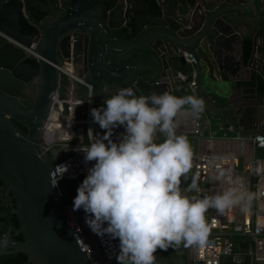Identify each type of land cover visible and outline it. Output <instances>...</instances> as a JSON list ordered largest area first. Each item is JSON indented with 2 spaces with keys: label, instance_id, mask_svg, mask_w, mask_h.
<instances>
[{
  "label": "water",
  "instance_id": "95a60500",
  "mask_svg": "<svg viewBox=\"0 0 264 264\" xmlns=\"http://www.w3.org/2000/svg\"><path fill=\"white\" fill-rule=\"evenodd\" d=\"M21 6L32 18V31L22 30ZM122 7L120 0H0V30L34 43L39 56L0 37V180L17 221L9 225L6 209L0 211V254L22 252L31 264H90L66 212L72 190L86 177L53 181L60 147L44 149L43 127L66 92L57 69L64 61L72 59L82 79L77 120L88 97L92 108L106 107L118 87L131 86L142 96L203 98L201 113L210 120L222 116L225 128L240 138L264 133V93L247 97L234 78L253 71L264 81V14L254 0H125ZM91 123L93 137L103 136L92 116ZM72 132L88 143L85 124L74 123ZM123 134V126L113 129L112 141L119 144ZM179 180L181 193L183 175ZM9 231L22 239L7 236Z\"/></svg>",
  "mask_w": 264,
  "mask_h": 264
},
{
  "label": "clouds",
  "instance_id": "9594fccd",
  "mask_svg": "<svg viewBox=\"0 0 264 264\" xmlns=\"http://www.w3.org/2000/svg\"><path fill=\"white\" fill-rule=\"evenodd\" d=\"M104 104L90 110L104 135L93 137L78 150L85 153L86 163L95 164L77 188L73 211L83 209L86 223L96 234L119 238L118 264H154L158 248L167 250L181 241L202 243L208 232V209L223 212L245 195L230 189L189 199L180 193L179 178L191 168L192 151L187 137L176 134L175 117L186 105L193 113L203 112L204 99L167 92L142 96L130 86L118 87ZM120 126L125 134L117 144L111 137ZM157 131L166 136L162 143L155 142ZM57 169L64 174L68 166Z\"/></svg>",
  "mask_w": 264,
  "mask_h": 264
},
{
  "label": "built area",
  "instance_id": "2783aa9c",
  "mask_svg": "<svg viewBox=\"0 0 264 264\" xmlns=\"http://www.w3.org/2000/svg\"><path fill=\"white\" fill-rule=\"evenodd\" d=\"M19 1L23 2V0ZM258 1L264 9V0ZM120 3H122L124 11L125 0H120ZM20 14L30 21L24 6H21ZM0 37L21 49L26 55L36 59L39 57L34 50V43L25 45L1 30ZM186 57L188 61H192L189 54ZM75 68L76 64L72 59L64 61V65L57 67L59 73L66 79V92L64 98L56 101L55 105L51 107L43 127L46 132L48 120H58L64 124L66 131L65 137L48 140L44 148L47 151L52 147H60V157L54 165V175L50 174L53 181L55 179H76L79 175L86 177L88 169L95 164V161L86 163L84 161L85 153L78 151L91 143L93 125L89 97L85 102L84 117L77 120L74 115L78 85L82 83V79L74 71ZM180 79H185V76H180ZM187 86L190 89L194 88L192 78L188 80ZM189 112L192 111L189 110ZM74 123L85 124L87 144H82L79 136L73 134ZM186 123L192 133L198 132L194 117L192 125L189 124L188 117ZM208 140L204 148L191 158L188 178L191 185H187L188 198L203 199L230 189H235L238 193L245 195L237 203L226 207L223 212L215 208L208 209L205 213L208 232L202 243L187 244V260L189 264H264V171H257V169H264V157L251 155L253 150L264 148V133L243 138L240 142V149L232 146L211 145V142L215 141H234L231 139L209 138ZM244 140H247L248 143ZM239 157L242 160V166L240 170H237ZM61 165L68 166V171L64 174L62 169H57ZM221 173L224 175L221 176ZM193 184L196 185L195 188H191ZM249 195L252 197L250 200L248 199ZM74 198H71L66 212L90 264H118L119 238H113L109 234L98 235L93 232L86 223L84 210L73 211ZM104 227H107V223L104 224ZM154 264L165 263L155 257Z\"/></svg>",
  "mask_w": 264,
  "mask_h": 264
},
{
  "label": "crops",
  "instance_id": "0c3cea01",
  "mask_svg": "<svg viewBox=\"0 0 264 264\" xmlns=\"http://www.w3.org/2000/svg\"><path fill=\"white\" fill-rule=\"evenodd\" d=\"M257 10L259 13L264 14V9L262 6L259 8L257 7ZM235 85L242 89V92L246 94L247 97H251L254 92L261 95L264 93V81L261 77L256 76L253 71L247 72L243 74L241 77H234ZM228 86L231 88V84L229 83ZM253 88H256L254 91ZM182 97V95H180ZM189 106H184V108L181 110L180 114L178 115L176 119V123L178 124V127L176 129L177 135H184L187 137V139H190L195 142L196 144V153H198L201 149L204 148L206 143L209 141V138H221V139H231L234 140L232 142L234 143H240L242 141V137L240 138L239 135H236L229 130L225 128L223 125V118L220 115H215L213 120H210L208 117L207 112L206 113H198L200 118L202 119L201 126L197 124L195 121L196 113L194 114V121L196 122L198 132L196 134L192 133L190 131L189 125L186 123L187 120V113L189 110L187 109ZM262 125L264 126L263 120H261ZM219 133V134H218ZM230 133V134H228ZM165 140V138L161 135L159 131L155 134V142L156 143H162ZM245 141V140H244ZM248 143V141H245ZM260 153H264V148L260 149ZM194 154V155H195ZM192 155V157L194 156ZM264 157V154L262 155ZM188 188H187V177L186 173L183 175V181H182V187H181V195L182 192H185L188 197ZM165 263V262H163ZM166 264V263H165Z\"/></svg>",
  "mask_w": 264,
  "mask_h": 264
},
{
  "label": "rangeland",
  "instance_id": "374dc122",
  "mask_svg": "<svg viewBox=\"0 0 264 264\" xmlns=\"http://www.w3.org/2000/svg\"><path fill=\"white\" fill-rule=\"evenodd\" d=\"M254 2L256 4V7L259 8L261 6L260 2L258 0H254ZM195 121L197 122L198 125L201 126L202 119L200 118L198 113H196ZM228 134H230V133H228ZM188 141H189L190 146H191L192 155H194L196 152V144L193 140L191 142L190 139H188ZM260 151H261L260 149L253 150L251 155L253 157H262V155L264 153H260ZM241 166H242V160L239 157L238 167H236V169L240 170ZM189 176H190V169L186 173L187 185H191V183L188 179ZM77 188L78 187H75L72 190V192H71L72 197H75L77 195ZM182 193H183L182 196L187 197L185 192H182ZM186 247H187V243L185 241H181V243L179 245H176V244L170 245L167 250H163V249L158 250L157 253L155 254V257L158 258L160 262L162 261V262H165L166 264H189V261L187 260Z\"/></svg>",
  "mask_w": 264,
  "mask_h": 264
},
{
  "label": "trees",
  "instance_id": "16d2710c",
  "mask_svg": "<svg viewBox=\"0 0 264 264\" xmlns=\"http://www.w3.org/2000/svg\"><path fill=\"white\" fill-rule=\"evenodd\" d=\"M26 7L27 9H29L27 1H26ZM28 18L30 21H28L26 18H24L21 15L20 24L22 25V30L32 31L33 29V27L31 26L32 18L29 17V15H28ZM248 49H249V42L248 40H244L243 53L245 56H247ZM2 184L3 183L0 180V185ZM10 220L12 221V224L14 226H17V221L13 214H10ZM12 237L16 240L22 239L21 234L19 233L17 235H12ZM0 264H31V263L27 261L26 255L23 254L22 252H9V253L0 254Z\"/></svg>",
  "mask_w": 264,
  "mask_h": 264
},
{
  "label": "bare ground",
  "instance_id": "6f19581e",
  "mask_svg": "<svg viewBox=\"0 0 264 264\" xmlns=\"http://www.w3.org/2000/svg\"><path fill=\"white\" fill-rule=\"evenodd\" d=\"M187 117H188V122L190 125H192L193 123V117L194 114L193 112H188L187 113ZM46 137L47 140H52V139H60L62 137H65L66 135V131H65V126L62 122H59L58 120H48L47 122V129H46ZM212 146H216V145H224V146H232V147H237V148H241L240 143H234V142H227V141H215V142H211Z\"/></svg>",
  "mask_w": 264,
  "mask_h": 264
},
{
  "label": "flooded vegetation",
  "instance_id": "af4514ba",
  "mask_svg": "<svg viewBox=\"0 0 264 264\" xmlns=\"http://www.w3.org/2000/svg\"><path fill=\"white\" fill-rule=\"evenodd\" d=\"M9 194H10L9 192L5 193L4 185L3 184L0 185V211L3 210V209H6V211L8 213V217L10 219V214L11 213L9 212V209H10V203L13 205V198H9V196H10ZM9 225H13L11 220H10ZM17 234L18 233H14L12 231L7 232V236H9L11 238H13L12 235H17Z\"/></svg>",
  "mask_w": 264,
  "mask_h": 264
}]
</instances>
